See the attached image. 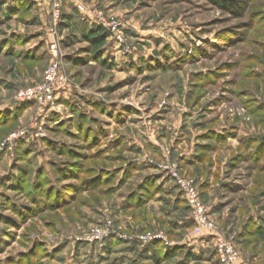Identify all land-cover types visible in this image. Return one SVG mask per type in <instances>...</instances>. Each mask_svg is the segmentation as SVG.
<instances>
[{
    "label": "rangeland",
    "instance_id": "374dc122",
    "mask_svg": "<svg viewBox=\"0 0 264 264\" xmlns=\"http://www.w3.org/2000/svg\"><path fill=\"white\" fill-rule=\"evenodd\" d=\"M237 1L0 0V264H221L168 169L264 264V0Z\"/></svg>",
    "mask_w": 264,
    "mask_h": 264
},
{
    "label": "built area",
    "instance_id": "2783aa9c",
    "mask_svg": "<svg viewBox=\"0 0 264 264\" xmlns=\"http://www.w3.org/2000/svg\"><path fill=\"white\" fill-rule=\"evenodd\" d=\"M60 8L61 7L59 3L54 4L53 12L55 20H58L60 17ZM96 17L100 22L106 23V19L101 13L97 14ZM67 86V78L61 71L60 66L57 63H53L45 71L42 81L22 91L18 96V100H35L38 102L39 106L45 107L58 91L65 89ZM168 170L171 172L179 188L184 192L188 205L191 208L193 221L195 224L194 233L198 236H202L203 232L207 231L213 237L215 241L216 252L221 264H242L240 255L237 252L233 242L225 238L223 232L209 220L207 208L201 201L195 182L193 180L185 179L179 176L172 169ZM110 229L111 226L109 227V225H105L101 228H95L90 234L86 236L85 241L89 243L95 241H104L110 235ZM140 240L144 243H150L157 240V238L156 236L148 234L141 236ZM163 240H166L167 246L172 245L167 241L165 236L163 237Z\"/></svg>",
    "mask_w": 264,
    "mask_h": 264
},
{
    "label": "trees",
    "instance_id": "16d2710c",
    "mask_svg": "<svg viewBox=\"0 0 264 264\" xmlns=\"http://www.w3.org/2000/svg\"><path fill=\"white\" fill-rule=\"evenodd\" d=\"M211 2H213V4H215V5H217L218 7H222V8H237V4L239 3L237 0H210ZM100 30V32H98V33H104L103 31H105V30H103V28H99ZM105 34H104V36H102V39L100 38V39H98V40H95V41H93V43H95V44H98V43H101L102 41H104L105 40Z\"/></svg>",
    "mask_w": 264,
    "mask_h": 264
}]
</instances>
